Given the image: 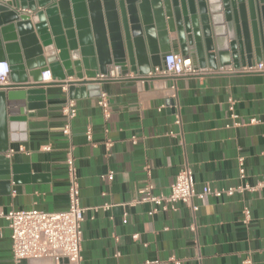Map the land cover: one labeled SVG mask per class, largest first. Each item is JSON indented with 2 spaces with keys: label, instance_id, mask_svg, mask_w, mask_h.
I'll return each instance as SVG.
<instances>
[{
  "label": "crops",
  "instance_id": "1",
  "mask_svg": "<svg viewBox=\"0 0 264 264\" xmlns=\"http://www.w3.org/2000/svg\"><path fill=\"white\" fill-rule=\"evenodd\" d=\"M56 82L50 77L44 105L26 111L12 130L5 115L9 147L22 145L26 152L7 157L14 169L8 179H0V210H65V156L71 145L84 217L82 264H264V72L143 81L126 74L100 85L108 118L97 104V92L72 98L76 115L69 137L61 132L69 95ZM29 83L31 78L17 84ZM17 89L24 88H0V93ZM185 164L197 193L205 184L219 190L255 189L203 194L190 204L175 203L174 210L149 214L155 205L140 200L139 191L151 184L153 194L169 193ZM0 264L69 263L14 261L10 229L0 219Z\"/></svg>",
  "mask_w": 264,
  "mask_h": 264
},
{
  "label": "water",
  "instance_id": "2",
  "mask_svg": "<svg viewBox=\"0 0 264 264\" xmlns=\"http://www.w3.org/2000/svg\"><path fill=\"white\" fill-rule=\"evenodd\" d=\"M170 52L191 57L199 68L258 62L264 0H0V60L6 54L7 81L15 83L0 88H24L0 93V179L14 169L4 155L5 115L12 130L26 111L44 105L43 71L72 99L100 94L108 80L96 76L113 68L119 76L168 80L154 69H164ZM28 78L32 83L17 84Z\"/></svg>",
  "mask_w": 264,
  "mask_h": 264
},
{
  "label": "built area",
  "instance_id": "3",
  "mask_svg": "<svg viewBox=\"0 0 264 264\" xmlns=\"http://www.w3.org/2000/svg\"><path fill=\"white\" fill-rule=\"evenodd\" d=\"M164 69H154L155 75L175 78L180 75H203L208 73H234V72H264V54L258 62L250 66L235 67L232 64L218 66L216 69L210 67L199 68L193 63L191 57H183L179 53L170 52L163 59ZM10 73V65L7 60H0V85L7 83ZM51 77L50 70H45L41 74V82L46 83ZM116 68H113L109 75L98 74L96 79L112 80L119 78ZM66 90V86H62ZM231 102V100H230ZM97 104L103 111L104 118L109 117V103L105 93L99 94ZM64 115V124L61 129L63 135L69 137L71 133V121L76 115L75 102L72 99L66 101L62 107ZM232 117H236L234 113ZM252 119L251 121H254ZM88 139L91 138V131H86ZM112 144L110 139L105 141L109 148ZM26 152L24 146L20 145L17 149L8 148L4 154L10 157L15 152ZM243 158H239L240 175L244 174L242 167ZM66 171H67V208L57 212H45L37 209H9L8 211L0 210V219H4L10 229L11 252L14 261L21 259H38L52 258L55 261L66 259L69 264H82L81 255V224L84 220L83 208L80 204V184L73 155V148L70 145L66 149ZM145 169H148L146 166ZM108 180L113 178L112 172L106 175ZM254 190L255 187L248 185L237 188L230 187L225 190L212 189L205 184L200 193L194 188L191 168L185 164L177 172L174 181L170 185V191L167 194H153L152 185L147 184L140 192V200L152 202L155 207L149 212L168 209H175V203L182 202L190 204L193 197L203 194L219 195L224 192L228 195L236 190ZM193 209L195 207L192 206ZM158 261H146V264L157 263Z\"/></svg>",
  "mask_w": 264,
  "mask_h": 264
}]
</instances>
